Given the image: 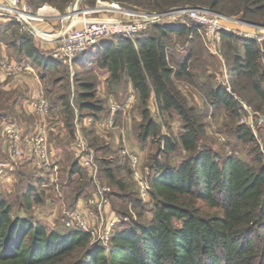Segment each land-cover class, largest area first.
I'll return each mask as SVG.
<instances>
[{"label":"trees","instance_id":"1","mask_svg":"<svg viewBox=\"0 0 264 264\" xmlns=\"http://www.w3.org/2000/svg\"><path fill=\"white\" fill-rule=\"evenodd\" d=\"M197 1L155 0L153 7H192ZM208 2L212 12L219 14L216 10L220 9L229 16H241L242 22L264 18V0ZM173 38L204 41L203 33L195 27L157 23L140 37L102 42L75 63L74 69L82 77L78 76L73 104L68 97L59 98L66 131L73 137L76 111L78 121L88 113L94 124L98 123L96 118L106 114L107 103L99 97L97 73L107 75L106 92L115 99L125 96L130 87L134 90L136 109L142 118L137 130L139 145L142 148L149 140L161 145L156 163L144 176L153 203L151 219L147 223L137 219L123 222L116 227L109 245L103 246L92 244L88 234L50 229L33 216L19 217L8 199L12 197L0 193V264H264V148L260 149L248 127L240 125L234 134L251 148L252 161L221 156L205 143L203 115L178 84L186 82L193 92L203 93L211 106L223 108L232 117L239 115L237 96L247 89L264 105V42L237 33L221 34V50H227L223 56L234 86L228 92L222 85L201 83L195 74L201 55L194 50L181 55L171 45ZM13 46L44 76L63 69L44 56L29 35L14 37ZM152 98L160 116L173 115L181 120L178 138L161 137L149 108ZM179 149L188 156L174 166L170 156ZM99 167L105 181L116 190L110 197L111 205L120 201L126 206L127 212L117 216L125 220L130 210L145 211L147 205L138 191L127 192L126 179L121 176L125 169L118 162L105 160ZM16 174V200L20 209L30 214L34 205L45 201L42 180L21 167ZM60 177L65 180L62 189L70 190L66 206L70 212L89 182L76 161L69 167L60 165Z\"/></svg>","mask_w":264,"mask_h":264},{"label":"built area","instance_id":"2","mask_svg":"<svg viewBox=\"0 0 264 264\" xmlns=\"http://www.w3.org/2000/svg\"><path fill=\"white\" fill-rule=\"evenodd\" d=\"M69 11L65 15L68 27L57 37L58 46L49 52L48 56L61 67L71 73L75 63L91 49L102 42L116 37L136 38L145 34L152 25L163 23L168 25L182 24L195 27L201 31L213 55L221 54V34L237 33L249 40L263 43L264 39L254 33H247L231 28L232 24L248 26L232 17L212 12L208 8L179 7L165 13H148L144 11H129L117 4L109 7L96 6L84 10ZM119 14L118 18H99L102 13ZM41 17L28 10L22 0H0V23L16 22L21 26L20 32L37 39L40 32L34 25ZM250 27V26H249ZM0 69L8 77L15 79L24 75L28 67L23 63L0 60ZM29 72H32L29 70ZM230 92V89L227 88ZM114 108L113 111H117ZM50 111L49 103L41 98L34 104L35 115L46 123ZM114 113V112H113ZM113 127V122L108 123ZM5 155L0 160V193L9 176L18 169L30 165L33 169L48 174L51 186L59 197H62L59 168L54 161V152L48 138V132L42 127L32 133H25L17 123L6 127ZM76 143L73 144L75 159L92 184L90 196L79 199L72 211H66L63 217V228L68 231H78L88 234L92 244L109 245L116 227L123 222L136 221L132 217L122 220L111 209L113 188L101 176L100 167L94 152L89 149L79 131L76 133ZM123 156L131 167L132 178L136 185L140 200L147 204L150 200V188L142 174L140 159L137 155L124 151Z\"/></svg>","mask_w":264,"mask_h":264},{"label":"rangeland","instance_id":"3","mask_svg":"<svg viewBox=\"0 0 264 264\" xmlns=\"http://www.w3.org/2000/svg\"><path fill=\"white\" fill-rule=\"evenodd\" d=\"M154 1L155 0H22L24 6L28 10L34 13H37L39 8L45 7L47 10L54 11L55 13H60L61 15L68 13L69 11L68 8H70L71 11H73L76 9L84 10L86 8H94L96 6L109 7L113 4H117L121 8H124L129 11H144L148 13H159V11L167 12L174 8L187 7L184 6V4H179L177 6L167 7L160 10L153 7ZM199 1L193 3L191 6L197 8L203 7L210 9L209 8L210 5L208 4L209 0H199ZM216 11L220 15L232 17L222 12L220 9ZM93 17L103 18L101 14ZM232 18L236 19L237 21H241V16H235ZM246 23H257L259 25H264V18H260L257 20L253 19L250 20V22H246ZM231 28L234 30L244 31L247 33H254L264 39V30L257 29L251 26L250 27L245 26L242 24H240V26L238 24H232ZM20 29L21 26H19L16 22L8 21L5 23H0V44L11 46L14 37L21 34L23 35V33L20 32ZM40 37L41 38L44 37L47 39L50 38L49 36H45V34L42 32L40 33ZM204 41L199 38H195L194 40L173 38L171 45L173 46V48L175 47L178 51H180V53H182L181 55H185L187 52L191 50H194L196 53L201 55L202 57L201 61L200 63L196 64V68H195V74L198 76L199 81L201 83H207V84L210 83L211 85L214 86L222 85L226 88H229L231 92L234 86L230 82V78L227 71V67H229L228 61H226L225 55L223 56V53H226L227 50L224 49L225 52H222L221 50V54L219 56L213 55L209 49L205 37H204ZM77 73L78 72L76 71V68L72 73L65 68H63L60 72H55L53 74L50 73L47 79L45 80L48 88V96L50 97L52 96L53 99H55V101L58 99L57 103L60 102L59 100L60 97L65 96L68 97L70 99L71 104H73V94L76 92L77 90L76 87L78 85L76 82L78 81V76L82 77V74L78 75ZM96 77H98V92L100 94L99 97L105 100L107 103L106 114L102 119L96 118L98 122L96 124H94L93 119L88 113H85L80 121H78L77 118V121L79 122V127L77 128L76 120H75L74 121L75 133L73 137L70 136L69 133L67 132L66 135L67 138L60 140V142L63 145H61L62 147L60 148L62 152H60L61 154L59 161H61V163L66 167H69V163L71 164L74 161L77 162L72 148H73V144L76 143V138H77L76 133L79 131L83 140L86 142L87 147L94 152L95 159L98 160L100 166L103 165V161L105 160L113 161L114 163L118 162L119 165H121L122 168L125 169V172L121 176H124V178L126 179L125 186L127 188V192L136 193L137 188L132 178L131 167L128 163V160L123 156L122 153L124 151H128L130 153H133L134 155H137L140 159L142 174L143 176H145L146 173H148L150 167L156 163L154 159L157 157L159 152V147H161V145H158V143L149 140L141 148L137 138V130L140 121L138 122L137 118L134 116L132 117L133 120L131 122L130 121L126 122L125 118L123 117V113H120V115L122 114V116L118 117L117 122L115 120L117 115H114V118L112 117L113 128L109 127L111 129L108 130V132H104L103 136H101L100 132L103 126L100 127L99 129L98 127L104 124V122L107 119H110L111 111L107 98L105 96H101L102 89L104 87L103 80H101V77H103V75L101 73L100 74L97 73ZM178 84L180 90H182V92L185 93L191 104L196 106L198 112L203 115L204 122L206 123L207 126V135H206L205 143L209 147L213 148L216 152H218L221 156L235 157L237 159L249 163L252 161L251 156L249 154L251 148L248 145L239 142L234 134L235 129L240 125H245L246 127H248L254 134L260 149L264 148V105H262L254 96H252L249 89L241 92L240 93L241 96L240 95L237 96V100L240 106L239 115L237 117H232L223 108L218 109L211 106L210 101L203 93L199 94L197 92H193L194 90L192 88H188L186 82H180ZM128 96L129 97L131 96L129 95V92L122 98L128 99ZM1 97H5V96H1ZM120 99L118 100L116 98L118 102L120 101ZM153 102L152 100L150 101L149 108L152 118L160 126L161 137L164 138L168 137L173 139L178 138L182 132L181 120L177 116H173V115L160 116L156 109L155 102L154 104ZM88 118L90 120L92 119L91 120L92 123L91 124L88 123V126H85V122H86L85 120L87 119L88 121L89 120ZM70 126L71 123L67 127L70 129ZM126 127H128L129 129L127 130ZM58 156L59 154L57 153V159ZM187 156L188 154L186 152H184L182 149H179L177 150L176 153L170 156V163L176 166ZM59 170H60V165H59ZM64 178L60 177L61 185L62 183L63 184L65 183ZM103 179L104 178L102 176V180ZM87 181L89 182V185L86 186L84 194L80 198L82 197L87 198L90 196L92 184L88 179V177L86 176V182ZM9 196L12 197L8 199L13 203L15 212L20 213L21 210H24V209H20L18 205L17 202L18 200H16L17 199L16 193L10 194ZM63 198L64 196L62 193V197H60L59 199L63 200ZM44 205H45V201L42 206ZM146 205L147 208L145 209L144 212H142V210L139 209L136 211L133 209L128 211V214L130 215V217H132V213H134L135 218L137 220H141L142 222L147 223L152 217L151 210L153 208L152 207L153 203L151 196H150V200L147 202ZM111 209L116 215L125 214L127 212L125 204L120 201L119 202L117 201L114 203V205H111ZM48 211L50 210H47V212ZM141 212L143 214H141V217H139L138 215ZM62 226H63V222H62ZM61 230L65 231L63 227Z\"/></svg>","mask_w":264,"mask_h":264},{"label":"crops","instance_id":"4","mask_svg":"<svg viewBox=\"0 0 264 264\" xmlns=\"http://www.w3.org/2000/svg\"><path fill=\"white\" fill-rule=\"evenodd\" d=\"M37 14L41 17V19L36 21L34 25L37 27L40 33L42 32L45 34V36H49L50 38H33V44L44 56H48L49 52L58 46L57 37L64 29L68 27L69 23L65 19V15L67 13L61 15L60 13L47 10L44 7L39 8ZM101 15L103 18L108 19L120 17L119 14L112 12L102 13ZM0 60H7L14 63H23L28 67V71L24 75H21L15 79L8 78L0 69V160H2L5 155L6 127L11 123H17L21 130L25 133L35 132L40 130L42 127L47 130L50 145L54 152V161L58 162L57 165L59 168V165L62 164L61 161H59L61 154L60 152H62L60 148L62 147L61 145H63L60 140L67 138V131L65 128L62 104L60 102L57 103L58 99L55 101L52 96H48V88L45 80L50 73L44 76L41 69L35 66L28 57H26L23 53L17 52L13 46V43H11V46L0 44ZM29 70L32 72H29ZM101 80H103L104 85L101 96H105L107 98L111 111L110 119H107L104 124L98 127L99 129L103 126L100 132L101 136H103L104 132H108V130L113 128H109L108 122L113 121L112 117L114 118V115H116L118 112L123 113V117L125 118L126 122H131L133 120L132 117L134 116L137 118L138 122L141 121L142 118L136 109V106L138 105V98L134 90L130 87L129 95L131 96H128V99L121 98L118 102L115 97L108 95L106 92L105 84L108 80L107 75L101 77ZM41 98L45 99L50 105L49 115L46 123L44 124L34 112V104ZM151 100L153 102L154 99L152 98ZM114 108H118V110L113 111ZM77 118L78 114L76 111L75 120L78 128L79 122L77 121ZM91 120L89 119L87 121L86 119L85 126H88V123L91 124ZM126 129L128 130L129 128L126 127ZM57 153L59 154L58 159ZM21 168L25 169V171H28L29 173H35L38 176L37 179L42 180L43 191L45 192V205H34L30 214L25 210H21V212H18L17 215L21 218H27L28 216L32 215L37 222H40L50 229L61 230L63 227L62 220L66 212L67 200L68 196L70 195V190H63L60 183L61 192L64 196L63 200H60L57 192L50 184L48 174L39 172L33 169V167L30 165H25ZM17 187V174L11 175L4 183L1 194L9 196L10 194L16 193L17 195ZM47 210L50 211L47 212Z\"/></svg>","mask_w":264,"mask_h":264},{"label":"water","instance_id":"5","mask_svg":"<svg viewBox=\"0 0 264 264\" xmlns=\"http://www.w3.org/2000/svg\"><path fill=\"white\" fill-rule=\"evenodd\" d=\"M244 24L248 25V26H251V27H255L257 29H261V30H264V25H259V24H255V23H246V22H243Z\"/></svg>","mask_w":264,"mask_h":264}]
</instances>
